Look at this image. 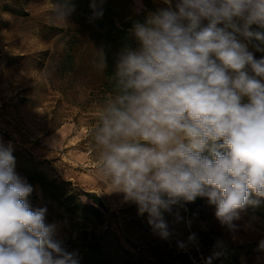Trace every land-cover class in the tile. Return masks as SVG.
I'll return each mask as SVG.
<instances>
[{"label":"clouds","instance_id":"obj_1","mask_svg":"<svg viewBox=\"0 0 264 264\" xmlns=\"http://www.w3.org/2000/svg\"><path fill=\"white\" fill-rule=\"evenodd\" d=\"M162 3L134 25L136 46L115 53L112 92L90 131L96 174L162 239L164 214L198 197L234 229L253 197L264 198V57L249 50L255 41L264 52V31L252 30L264 29V0ZM32 192L0 143V264H79L47 209L30 205Z\"/></svg>","mask_w":264,"mask_h":264},{"label":"rangeland","instance_id":"obj_2","mask_svg":"<svg viewBox=\"0 0 264 264\" xmlns=\"http://www.w3.org/2000/svg\"><path fill=\"white\" fill-rule=\"evenodd\" d=\"M75 3L0 0V143L11 145L17 174L25 178L28 160L47 178L70 183L84 205L92 203L83 194L98 198L99 220L86 231L102 236L111 264H264V198L253 197L258 202L241 210L230 229L216 219L215 206L198 197L164 214L170 235L162 239L147 213L140 215L137 205L98 178L90 131L105 100L103 69L86 15ZM117 4L147 16L166 6L162 0ZM249 50L264 57L252 43ZM30 196H37L34 189ZM58 213L47 211L45 222L55 225L54 238L77 257L81 229Z\"/></svg>","mask_w":264,"mask_h":264},{"label":"trees","instance_id":"obj_3","mask_svg":"<svg viewBox=\"0 0 264 264\" xmlns=\"http://www.w3.org/2000/svg\"><path fill=\"white\" fill-rule=\"evenodd\" d=\"M76 2L75 7L82 9L86 15L85 21L92 31V39L95 38L99 49V59L101 61L100 50L106 54L107 67L103 69L102 91L104 99L112 92V74L115 70V53L123 46L135 47L132 37V29L137 23L143 24L147 15H135L127 10L123 5H118L120 0H68ZM260 31H264L261 29ZM258 42L253 41L252 44ZM262 46V45H261ZM25 179L32 185L35 195L29 196L30 205L35 208L37 202L43 204L48 212L59 213L56 217L67 222H75L80 227V254L77 256L79 264H111L102 252V236L97 237L88 233L87 224L94 220H99L100 208H103L100 200L89 194H83L88 198L92 206L84 205L80 200V195L71 189L68 182H59L56 179L47 178L37 166L26 161L24 169L21 170ZM96 207H99L96 208ZM80 256V257H79Z\"/></svg>","mask_w":264,"mask_h":264}]
</instances>
